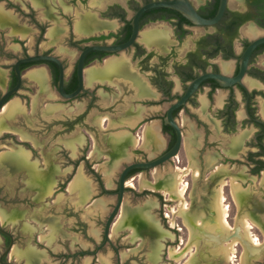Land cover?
Masks as SVG:
<instances>
[{"label": "flooded vegetation", "instance_id": "af4514ba", "mask_svg": "<svg viewBox=\"0 0 264 264\" xmlns=\"http://www.w3.org/2000/svg\"><path fill=\"white\" fill-rule=\"evenodd\" d=\"M156 1L167 0H0V100L21 82L0 107V145L7 149L0 154V264H95L106 246L122 264L127 254L121 255L112 236L127 225L133 229L131 243L139 236H152L143 238L140 246L152 247L151 264H165L160 223L147 207L123 202L108 234L106 226L120 197L123 170L164 156L176 145L178 130V153L152 168L130 170L123 200L130 190L128 180L144 171L153 170L159 182H153V192L161 199L162 187L168 182L174 188L183 175L179 185L188 187L183 210L191 243L197 241L201 248L190 260L195 264H223L222 257L240 264L238 255L232 258L228 253L234 239L221 243L237 227L249 240L245 219L253 223L251 229L264 231V43L248 52L253 41L264 37V0H228L224 15L212 25L194 24L171 7L149 8L135 24L139 10ZM189 1L205 18L215 16L220 4ZM134 33L133 43L121 51H89L82 61L83 87L71 98L63 95L58 86L61 66L64 92L71 94L80 86L86 49L121 45ZM36 55L59 62H20ZM63 99L76 101L75 108L65 111ZM40 122L45 125L34 129ZM133 147V153L148 156L126 162ZM104 153L109 177L125 163L109 187L97 168ZM102 195L116 197L110 211ZM34 205L40 207L33 209ZM232 205L239 217L228 221L229 228L221 220V210L228 207V218ZM96 211L97 218L105 217L101 232L95 223L88 231L86 220L94 221ZM218 214L220 219L214 218ZM30 218L35 221H26ZM213 227L221 243L209 250L207 235L199 230ZM259 239L264 245V238ZM263 254L264 247L256 257ZM179 256L172 253L169 264Z\"/></svg>", "mask_w": 264, "mask_h": 264}, {"label": "rangeland", "instance_id": "374dc122", "mask_svg": "<svg viewBox=\"0 0 264 264\" xmlns=\"http://www.w3.org/2000/svg\"><path fill=\"white\" fill-rule=\"evenodd\" d=\"M196 29H198L196 27ZM6 47H9L12 42L11 39L7 38L4 41ZM68 71V70H67ZM103 86L98 88V93L101 91ZM39 90V88H36L34 91L31 92V98L34 99V96L36 95L37 91ZM22 93H24V90H21ZM18 96H16L14 99H17ZM101 99L98 100V102H100ZM59 102V101H58ZM60 103L65 106V111H68L72 108H75L76 106V101H70V100H65L63 99L62 101H60ZM34 119V117H33ZM60 119V118H59ZM66 119V118H63ZM45 125V122H40L35 124V126L33 127L34 129H40L41 126ZM47 124H49V122H47ZM57 124H50L51 128L55 127ZM5 144H7L8 146H10L8 143L5 142ZM3 145H0V154L4 153L5 148H2ZM41 152V150H40ZM130 158L127 159L126 162L130 163L136 159H140L142 157H144V155H147V153L142 152V153H133L135 152V148L133 147L130 151ZM39 156V154L37 155V157ZM102 158L98 159L97 162L99 164H97V168L100 167L101 170L100 173L103 177V181L104 183L108 186L109 181L114 183L116 182L117 179V175L120 172V170L123 168L124 166V162H122L120 165L116 166V169L114 168V170L112 171V176H107V167H105V161H108V155L107 154H103L101 155ZM182 162L181 164H178L180 166H182L183 164V159H184V155L181 151V153L179 154ZM36 157V158H37ZM102 167V168H101ZM92 178V177H91ZM132 177L130 180H128V185H129V189L128 191H126L125 193V197H124V203L127 206H131V207H147L150 211L152 216L154 217L153 219H155V221H159L160 225H158V227L160 229H158L159 235L162 233L165 234H161L159 237H161L160 243L163 244V249L161 251V258L164 259V262L161 263H165V264H169V259L171 258V254L172 251H175L176 249L178 251H184L183 255L176 257L175 259V264H195L192 261H190L192 259V256L194 253H196L198 251V247H199V243H197V241H192V230L188 227L187 225V220H186V216L187 214L182 213L181 210V204L180 201H178V199H170V196H167L164 192L163 194V199L160 198L159 195H157V192H153V191H157L155 188L151 187V183H153L154 181L156 182L154 175H153V170H149V171H144L143 175L137 176L136 178ZM93 179V178H92ZM131 183V184H130ZM168 183V182H167ZM95 185H96V196H98L100 194V190L98 189V183L95 181ZM111 189H115L116 188V184H114L113 186L110 187ZM147 189H150L149 191ZM61 194L60 192L57 194L59 195ZM140 194V195H138ZM95 196V197H96ZM99 198H102L105 202V205L108 208V211H110L113 206L115 205L116 202V197L113 195H102ZM179 206V207H178ZM40 206H33V209L39 208ZM233 205L231 207V211H230V216L227 218L228 221L231 223L232 221H234L235 219H237L239 217L238 214L233 213ZM173 209L176 210V212L173 213ZM55 212H52L51 214H54ZM81 216L84 215V212L81 210L80 213ZM219 215V214H218ZM216 216V219H220V216ZM0 218L2 220V215L0 214ZM105 220V217H101V218H97V211H96V218L95 220H86L89 223V227H88V231H91L93 226L92 224L95 223L96 225V230H99V232H101V229L103 227L102 222ZM26 221H31L34 222L35 220L30 218V219H26ZM153 221V220H152ZM178 224V225H177ZM176 226V229L171 228L170 226ZM180 226L177 230V227ZM115 230V229H114ZM14 232H16V235L19 236V231L18 230H13ZM167 232H171L174 235V238H171L167 233ZM213 232H217V229H214L213 227ZM220 232H224L223 229L220 228ZM18 233V234H17ZM80 236L83 237L82 235V231H79ZM133 233V229L128 227H125V230L123 232H121L120 234L116 235V236H112L113 241L119 245L120 247V253L122 254H127L126 258L123 259L121 258L122 264H151L152 262H150L148 259V255H152L153 254V250L151 249L152 247H146L144 248V246H140V244L144 241V239H149L152 236L150 235V237L147 235L145 237H138L136 239V241H133L132 243L129 240V237H131ZM243 233V232H242ZM47 233H40V236L42 235H46ZM251 234H253L254 236L263 239L264 238V231L262 229H259L257 227H254L253 229H251ZM244 235V233H243ZM126 239V240H125ZM237 241H239L240 244H238L237 246H235L236 248V252L235 254L238 255L239 257V263H241V261L245 264H251L250 259L252 260V257L248 256L246 257V251L243 247V244L241 243L240 239H238ZM229 241H223L221 244L227 245ZM262 243V240H261ZM193 247V248H192ZM129 248H131L129 250ZM150 248V249H149ZM190 248V249H189ZM207 249H209L208 247H206ZM214 248V247H213ZM192 249V250H191ZM219 247L216 249H213V252L219 251ZM132 250V251H131ZM210 250V249H209ZM221 251H223V248H221ZM185 253L188 254L185 260L184 256ZM192 255H191V254ZM229 253V252H228ZM191 255V257H190ZM183 257V258H182ZM182 258V259H181ZM194 259V258H193ZM222 259L221 261L223 262V264H232V263H228L226 261V259L223 257L220 258ZM235 259V258H234ZM249 259V260H248ZM103 262H105V264H117L115 257H114V251L110 246H106V248L102 249L101 251L98 252L97 254V260L95 264H102ZM254 263L255 264H263L264 263V254L262 256H258L254 259Z\"/></svg>", "mask_w": 264, "mask_h": 264}, {"label": "water", "instance_id": "95a60500", "mask_svg": "<svg viewBox=\"0 0 264 264\" xmlns=\"http://www.w3.org/2000/svg\"><path fill=\"white\" fill-rule=\"evenodd\" d=\"M227 5H228V0H220L219 8H218L215 16H213L212 18H205V17H203L202 15H200L197 12V10L194 8V6L191 4V2L189 0L156 1V2H152V3H149V4L145 5L144 7H142L139 10V12L137 13V16H136L135 24H137V21H138L140 15L145 10H147L149 8H153V7H171V8H174V9L178 10L179 12H181L184 16H186L194 24H198V25H212V24H215L218 21H220V19L222 18V16L225 13ZM135 33L133 34V36L126 43L121 44V45H117V46H113V47L92 46V47H89L88 49H86L83 52L82 56H81V65H80V70H79V72H80V86H79L78 90H76L75 92H73L71 94H67V93L64 92V88H63V85H64V70H63V68L61 66L58 86H59L60 91L63 93V95H65L68 98H71V97L75 96L81 90V88L83 87V76H82L83 66H82V61H83L85 55L89 51L96 50V49H102V50H106V51H110V52L121 51V50H123L122 48L127 47L128 45L133 43V41L135 40V37H136ZM261 43H264V37L258 38L255 41H253L248 47V52L251 51L252 49H254L256 46H258ZM38 59H52V60H55V61L59 62V60L57 58L49 56V55L31 56V57H28V58L20 60V62H22V61H33V60H38ZM20 83L21 82H19L16 85L15 88L10 90L8 93H6L2 97V99L0 100V107L3 105V103L5 102V100L7 99V97L9 95H11L14 92H16V90L20 86ZM180 145H181V132L178 130V141H177L176 145L169 152H167L164 156H162L161 158H159V159H157L155 161H152V162H135V163L129 164L123 170V173H122V176H121V179H120V188H119L120 197H119V200H118V203L116 205L115 210L113 211L111 217L109 218V220L107 222V226H106V233L107 234H108L109 227H110L111 221L113 219V216L115 215V213L117 212L119 207L124 202L123 196H124V191H125L126 174L130 170L135 169V168H152V167L156 166L157 164L167 160L168 158L172 157L173 155H176L178 153ZM200 231H202L204 234L207 235V245H208L207 247L208 248L210 246L214 247L215 244L221 243V238L219 237V235L217 233L213 232L212 229H208V230L202 229ZM148 236L150 237V235H148ZM235 238H239L242 241L243 245L245 246V250L247 252L246 253L247 256L255 258L257 255L262 253L264 245H260V246L254 245L249 240H244L243 237H242V234H241V228H239V227L235 228L233 230V232L230 233L224 240L229 241V240H232V239H235ZM197 252L201 253L200 245L198 247V251ZM209 253H211V252L209 251Z\"/></svg>", "mask_w": 264, "mask_h": 264}, {"label": "bare ground", "instance_id": "6f19581e", "mask_svg": "<svg viewBox=\"0 0 264 264\" xmlns=\"http://www.w3.org/2000/svg\"><path fill=\"white\" fill-rule=\"evenodd\" d=\"M43 79H44V76H43ZM16 104V103H15ZM12 106V105H11ZM9 108V106H5V108H4V110L6 111L7 109ZM11 108V107H10ZM9 111V110H8ZM4 114V113H3ZM1 115V114H0ZM105 117V116H104ZM104 120V119H103ZM100 123H101V121H100ZM1 125V124H0ZM132 125V124H131ZM103 128V127H102ZM138 140H139V138H138ZM137 145H138V141H137ZM13 152V151H12ZM188 167V166H187ZM185 169V168H184ZM180 170V169H179ZM187 170V169H186ZM192 170V169H191ZM183 172V171H182ZM187 172V171H186ZM196 172H198V171H195V172H193V173H196ZM187 173H189V172H187ZM178 175V174H177ZM199 175V174H198ZM200 176V175H199ZM79 178V177H78ZM175 179H176V177H175ZM174 180V179H173ZM77 181V180H76ZM158 181V180H157ZM156 181V182H157ZM181 181H183V175H180L179 177H178V179L176 180V182H175V187L174 188H172V186H169L168 187V185L167 184H171V183H166L163 187H162V190L165 192V194L167 195V196H170V199H178V201H180V204H181V210H182V213H184L185 214V212H184V208H185V205H186V196H185V191H186V188H188V187H186V184L184 183V184H181V185H179V182H181ZM157 183H159V182H157ZM131 184V183H130ZM162 184V183H161ZM173 185V184H172ZM158 187H159V185H157ZM225 186V185H224ZM151 187H153V188H155L156 186H154V183L153 184H151ZM224 193V192H223ZM222 194V193H221ZM217 195V194H216ZM219 195V194H218ZM217 197V196H216ZM218 199V198H217ZM225 200V199H224ZM221 201V200H220ZM222 202V201H221ZM215 203H217V202H215ZM218 204V203H217ZM213 205H215V204H213ZM219 208V207H218ZM228 208V207H227ZM226 207H224V208H222V212H221V220H222V222L225 224V225H227V227H231L230 226V224L228 223V220H227V216H228V209H227ZM148 210V209H147ZM174 211L173 212H176V210L175 209H173ZM219 210H220V208H219ZM186 211H187V209H186ZM138 213H141V212H138ZM122 214V213H121ZM121 214H120V216H121ZM142 214V213H141ZM141 214H140V216H141ZM191 214V213H190ZM131 214H129V216H130ZM13 216V215H12ZM119 216V217H120ZM136 216V215H135ZM217 216V215H216ZM219 216V215H218ZM134 217V216H133ZM142 217H143V215H142ZM193 217V216H192ZM125 218V217H124ZM145 218V217H144ZM214 218H216V217H214ZM125 219H127V218H125ZM118 220V219H117ZM132 220V219H131ZM195 220V219H194ZM199 220V219H198ZM244 220V219H243ZM125 221V220H124ZM135 221H136V219H135ZM189 221V220H188ZM196 221V220H195ZM220 221V220H219ZM219 221H218V224H220L219 223ZM147 222V221H146ZM245 224H246V232H245V235L248 237V238H250L252 241H254L257 245H262V243H261V240L258 238V237H256V236H254V235H252L251 234V225L253 224H251L250 223V220H248V219H245ZM243 222V223H244ZM151 223V222H150ZM242 223V222H241ZM242 223V225H244ZM123 224H124V222H123ZM122 224V225H123ZM149 224V223H148ZM200 224V223H199ZM115 225V224H114ZM223 228H226V227H223ZM114 229H117L116 228V225H115V227H114ZM155 229V228H154ZM222 229V228H221ZM135 230V229H134ZM197 230V229H196ZM199 230V229H198ZM230 231H231V229H229ZM234 230V229H233ZM200 231V230H199ZM136 232V231H135ZM226 232V231H225ZM232 232V231H231ZM158 233V232H157ZM167 233H169L168 235H170L172 238L174 237V235L171 233V232H167ZM161 234H164V233H162L161 232ZM160 234V235H161ZM249 239V240H250ZM237 240H238V238L237 239H234V240H232L231 242H229V244H228V247H229V254H230V256L233 258L234 257V255H235V252H236V248H235V244L237 243ZM193 248V247H192ZM190 249V248H189ZM192 250V249H191ZM184 251H186V249L185 250H183L181 253H180V251H178L177 249L175 250V251H172V253H176V254H183L184 253ZM15 252V251H14ZM17 252V251H16ZM187 252V251H186ZM191 254V253H190ZM185 255H186V253H185ZM192 255V254H191ZM191 255H190V257H191ZM176 256V255H175ZM183 258V257H182ZM181 258V259H182ZM184 258H185V256H184ZM188 259H189V257H188ZM240 264H245L244 263V260H243V262L241 261V263Z\"/></svg>", "mask_w": 264, "mask_h": 264}, {"label": "crops", "instance_id": "0c3cea01", "mask_svg": "<svg viewBox=\"0 0 264 264\" xmlns=\"http://www.w3.org/2000/svg\"><path fill=\"white\" fill-rule=\"evenodd\" d=\"M38 77H39V78H41V77H42V75H41V74H38Z\"/></svg>", "mask_w": 264, "mask_h": 264}]
</instances>
